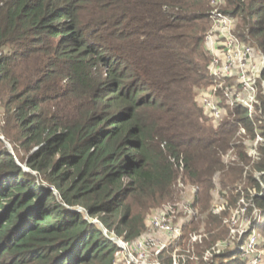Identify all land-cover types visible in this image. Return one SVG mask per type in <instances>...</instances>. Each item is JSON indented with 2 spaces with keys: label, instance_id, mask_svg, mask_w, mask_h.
Here are the masks:
<instances>
[{
  "label": "trees",
  "instance_id": "trees-1",
  "mask_svg": "<svg viewBox=\"0 0 264 264\" xmlns=\"http://www.w3.org/2000/svg\"><path fill=\"white\" fill-rule=\"evenodd\" d=\"M224 4L240 41L264 55V0ZM213 9L211 0H0V264H115L113 237L141 241L149 212L183 199L185 186L194 208L205 200L160 263L173 264L178 247V264L255 263L264 84L251 112L220 98L227 114L216 123L205 114L200 87L223 81L205 43ZM218 187L249 203L238 237L227 238L224 211L208 210ZM202 230L192 255L191 232Z\"/></svg>",
  "mask_w": 264,
  "mask_h": 264
},
{
  "label": "rangeland",
  "instance_id": "rangeland-1",
  "mask_svg": "<svg viewBox=\"0 0 264 264\" xmlns=\"http://www.w3.org/2000/svg\"><path fill=\"white\" fill-rule=\"evenodd\" d=\"M210 31V30H209ZM256 54H254L250 59L243 58L247 61L246 63V70L244 71L248 76L252 77L255 85V91L251 92H242L241 88H239L238 84H240V75L243 73V70L241 68H235V71L233 72V76L229 78H223V81H219L215 84L211 85H203L200 87V91L198 94V97H202L200 95V92L206 91L207 93H204L211 98L212 101L220 102V98L225 101L226 103H241L247 108H249V112L253 110V102L257 101V88L256 85L259 81L264 84V55L259 54L257 50L255 49ZM239 60V59H238ZM224 88L225 91L222 95L218 94L219 89ZM238 91L237 95L233 99H229L228 91ZM255 92V93H254ZM227 94V95H226ZM203 95V94H202ZM200 104L203 106L205 110V114L210 116L206 111V107L204 106L205 100H200ZM209 100V99H208ZM206 105V104H205ZM223 108V107H222ZM225 114L226 111L223 110ZM211 117V116H210ZM213 121L216 123L218 118L212 117ZM252 154L255 152L254 149H251ZM233 157V156H232ZM231 180H233V177H230ZM236 184L239 186L240 189H243L244 191L248 189V182L247 181H237ZM186 188L182 191V197L183 199L178 200L176 202L169 203L163 207L152 209L149 214L147 215V228L143 235V239L141 240L143 242V246L139 245V241L129 244V242L125 241L121 237H113V239L118 242L120 250L119 253L116 256L115 264H162L160 262L165 263L162 261V259H159V254L164 250L163 258H166L169 256L168 248L169 244L173 240V236H170L167 232H164L163 230H159L157 228H154L151 223V218L156 215L159 212H168V220L173 225H180V222L183 221V218H186L187 215H192L195 212H199L197 208L200 206V204L205 200L199 199L197 203V208L192 206L193 202V191L192 187L185 186ZM254 193V189L252 190ZM221 189L218 187L215 190L211 192L213 194V197H211V201L208 202V210L211 212H225V223L228 224V227L230 228L231 235L227 238H234L238 237L240 234L246 231V227L248 223L250 222L251 215L249 213V203L246 198H242L239 202L234 201V197H231V193H227V198H225L224 194L222 195ZM225 192V191H223ZM246 193V192H245ZM247 194V193H246ZM245 195V194H244ZM243 195V196H244ZM183 200V201H182ZM183 202L180 206H184V212H181L178 210V204ZM185 206H188V210L185 209ZM171 208H175V210H170ZM255 216H260L261 212L258 211V209H255L254 212ZM106 231V230H105ZM197 236V238H194ZM207 236V231L202 230L201 232L198 231H192L191 232V239L190 243L187 245V252L194 254L195 251H197L196 244L200 243L201 240L204 239V237ZM226 238V239H227ZM260 235L257 231L251 234L249 238V244L247 247V252H256L258 253L257 257L255 258L254 264H264V249L257 248L254 245L259 242ZM203 248V247H202ZM199 249V247H198ZM182 250L180 247L175 248L173 251V258L174 263L178 264L179 258L182 256L185 257L183 254L181 255ZM247 252H244L243 255H245ZM261 256V258H260Z\"/></svg>",
  "mask_w": 264,
  "mask_h": 264
},
{
  "label": "built area",
  "instance_id": "built-area-1",
  "mask_svg": "<svg viewBox=\"0 0 264 264\" xmlns=\"http://www.w3.org/2000/svg\"><path fill=\"white\" fill-rule=\"evenodd\" d=\"M211 4L214 6L210 15L211 29L205 38L206 46L213 54V59L210 64L211 74L216 78H229L233 76L232 74L235 68L239 66L238 68L243 70V73L240 75V84L242 85L241 91H255L253 78L244 72L247 69V61L243 59H250L256 54L255 49L240 41L235 34L234 18L222 11V7L225 5L224 0H211ZM204 93L207 92H200L202 97L199 98L200 100H205L206 105L204 104V106L206 107V111H208L207 113L211 117L220 118L223 113L220 102L212 101L208 96L204 97V95H206ZM227 93L230 98L233 99L238 91L230 90ZM185 209L188 210V206H185ZM170 210H175V208H171ZM168 216V212L162 211L154 215L150 221L154 228L163 230L170 236H181L182 226L170 223ZM194 238H197V236ZM139 245L143 246V242L139 241Z\"/></svg>",
  "mask_w": 264,
  "mask_h": 264
},
{
  "label": "water",
  "instance_id": "water-1",
  "mask_svg": "<svg viewBox=\"0 0 264 264\" xmlns=\"http://www.w3.org/2000/svg\"><path fill=\"white\" fill-rule=\"evenodd\" d=\"M7 146L9 147V149H10V150L12 149V147H11V145H10V144H8Z\"/></svg>",
  "mask_w": 264,
  "mask_h": 264
}]
</instances>
